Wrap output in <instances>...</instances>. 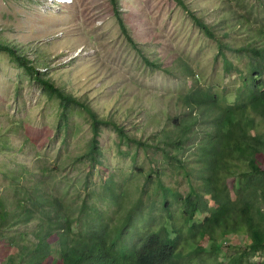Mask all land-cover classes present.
Wrapping results in <instances>:
<instances>
[{"label":"rangeland","instance_id":"obj_1","mask_svg":"<svg viewBox=\"0 0 264 264\" xmlns=\"http://www.w3.org/2000/svg\"><path fill=\"white\" fill-rule=\"evenodd\" d=\"M184 2L218 40L174 0L117 1L138 50L122 35L110 0H0V200L7 209L38 190L72 206L84 227L100 220L122 229L127 218L131 224L122 237L128 247L166 226L189 254L182 204L190 188L200 186L192 155H200L197 145L217 115L203 113L194 134L181 147L173 145L185 121L196 118L183 98L194 87L210 88L222 106L236 101L248 61L237 50L264 46L257 37L264 30V0ZM219 42L227 47L221 50ZM48 84L77 104L63 103ZM88 111L98 122L93 152L96 128ZM107 187L115 198L104 195ZM84 204L88 210L80 214ZM33 226L0 236V264L12 254L10 236ZM222 244L220 256L230 258L228 248L243 249L246 239L233 236ZM220 256L207 252L194 263L218 264Z\"/></svg>","mask_w":264,"mask_h":264},{"label":"trees","instance_id":"obj_2","mask_svg":"<svg viewBox=\"0 0 264 264\" xmlns=\"http://www.w3.org/2000/svg\"><path fill=\"white\" fill-rule=\"evenodd\" d=\"M117 1L110 0V3L120 31L129 45L138 50L139 44L128 33ZM174 1L189 13L208 38L218 40L211 27L187 10L184 0ZM258 34V39L264 40V30ZM218 44L221 50L227 47L223 42ZM4 49L15 55L14 50ZM237 52H245L248 61L240 72L243 90L235 97L236 101L222 106L210 88L194 87L183 98L190 113H196V118L185 121L181 136L173 145L181 147L187 135L194 134L191 130L203 113L215 111L217 115L214 123L209 122L212 131L204 132L197 145L201 146L200 155H192L200 186L191 187L182 204V217L189 226V239L185 242L193 247L187 249L189 254L180 251L178 240L171 239L166 226L160 232L148 235L142 244L128 247L122 237L123 230L131 224L127 218L122 229L111 230L100 220L84 227L81 219L72 213V206L37 190L16 199L12 211L0 200V236L18 225H34L31 231H18L10 236L12 254L4 264H196L194 261L207 252L218 259L224 249L222 241L233 236H243L245 248L229 247L233 255L227 258L223 253L218 264H222V259H228L226 264H256L252 261L257 257L264 259V127H259L264 125V46L248 45ZM144 59L149 66L160 69L158 63ZM232 68L227 59L226 71L230 72ZM48 88L55 91L63 103L77 104L74 98L52 85L48 84ZM88 112L92 116V128H96L93 152L98 145L95 125L98 122ZM61 116L65 118L64 112ZM119 132L123 137V132ZM136 144L142 143L137 141ZM170 158L180 169L185 168L184 161L177 156ZM147 178H150L149 174ZM229 180L233 181L231 185ZM104 192L109 198L116 196L111 187L105 188ZM87 207L84 204L80 214H85ZM205 242L207 248L203 247ZM258 264H264V261Z\"/></svg>","mask_w":264,"mask_h":264},{"label":"bare ground","instance_id":"obj_3","mask_svg":"<svg viewBox=\"0 0 264 264\" xmlns=\"http://www.w3.org/2000/svg\"><path fill=\"white\" fill-rule=\"evenodd\" d=\"M58 3L64 4L67 0H56Z\"/></svg>","mask_w":264,"mask_h":264},{"label":"clouds","instance_id":"obj_4","mask_svg":"<svg viewBox=\"0 0 264 264\" xmlns=\"http://www.w3.org/2000/svg\"><path fill=\"white\" fill-rule=\"evenodd\" d=\"M56 3H58L56 0H54ZM59 4H62V3H59ZM63 5H66V4H63Z\"/></svg>","mask_w":264,"mask_h":264}]
</instances>
